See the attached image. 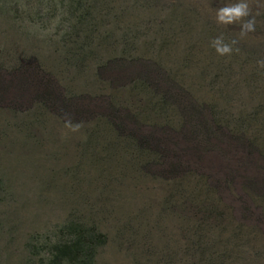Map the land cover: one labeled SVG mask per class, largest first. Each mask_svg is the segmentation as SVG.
Listing matches in <instances>:
<instances>
[{
  "label": "rangeland",
  "instance_id": "1",
  "mask_svg": "<svg viewBox=\"0 0 264 264\" xmlns=\"http://www.w3.org/2000/svg\"><path fill=\"white\" fill-rule=\"evenodd\" d=\"M235 2L0 0V264L80 237L95 264H264V0L243 37Z\"/></svg>",
  "mask_w": 264,
  "mask_h": 264
},
{
  "label": "trees",
  "instance_id": "2",
  "mask_svg": "<svg viewBox=\"0 0 264 264\" xmlns=\"http://www.w3.org/2000/svg\"><path fill=\"white\" fill-rule=\"evenodd\" d=\"M135 60H139L138 62ZM123 61V62H122ZM120 61H116L114 65H111V67L109 69L112 70H118V71H125L127 73L133 71V70H140L141 69H145V72L147 73V79H149L151 82L155 83V85L160 86V80L158 79V77L152 76L151 73H154L156 70H159L157 67H155V65L149 63V62H145L142 59H130L128 61H132V62H125L124 60ZM135 61V62H134ZM21 66H23V64L19 65L18 67L14 68L13 72H17L19 70H22L23 68H21ZM140 67V68H139ZM142 67V68H141ZM171 90H169L170 95L175 96V98L181 100L184 102L185 96H183L180 92H177L174 88H170ZM75 102L72 100H68L67 102H65V106H64V110L66 112L71 111V107H74ZM189 110H193L195 111V114L193 116H190L187 112H184L183 115L185 116V114H187L192 122H196L197 121H201L202 118V110L199 109L198 107H186ZM78 110L80 112H82L83 110L78 107ZM186 121V120H185ZM147 142L150 144L151 139L148 138ZM198 215V214H197ZM87 242L85 241L84 238H78V241H74V242H66V243H62L58 246L59 249V254H57L56 256H54L53 258H51L48 262L44 263V264H95V257H94V252L90 251L89 249L87 250L86 248V244Z\"/></svg>",
  "mask_w": 264,
  "mask_h": 264
},
{
  "label": "clouds",
  "instance_id": "3",
  "mask_svg": "<svg viewBox=\"0 0 264 264\" xmlns=\"http://www.w3.org/2000/svg\"><path fill=\"white\" fill-rule=\"evenodd\" d=\"M252 16V11L247 0H237L235 3L226 4L216 11V22L220 25L228 26L238 24L240 26L241 37L247 35L248 32L255 31V18L247 19ZM237 41L233 40L231 44L225 43L223 36H219L212 41L211 46L215 48L219 55H230L233 51L232 45L236 44ZM258 65L264 67V60H259ZM67 117L65 127L72 132L80 130V124H73L70 115L65 113Z\"/></svg>",
  "mask_w": 264,
  "mask_h": 264
}]
</instances>
